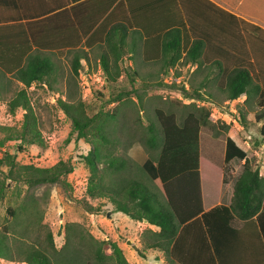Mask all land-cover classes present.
Returning <instances> with one entry per match:
<instances>
[{
    "label": "trees",
    "instance_id": "obj_1",
    "mask_svg": "<svg viewBox=\"0 0 264 264\" xmlns=\"http://www.w3.org/2000/svg\"><path fill=\"white\" fill-rule=\"evenodd\" d=\"M84 1L94 4L88 7H63L38 20L0 22V71L14 75L23 86L7 102L10 111L17 107L22 109L21 123L18 127L0 126L4 133L0 138V145L6 141H14L16 151H21L25 145L42 146L36 116L26 93V88L31 83L40 82L50 87L54 79L53 62L42 52L61 49L75 52L70 70L76 75L80 66L79 60L86 58L85 52L79 46L82 35L88 34L85 43L83 42L88 45L91 39L105 32L107 50H101L99 54L100 65L107 81L118 75L116 64H119L124 54V35L120 29L114 38L112 12L104 14L114 0L100 1L99 4L95 0ZM95 21L98 22L97 27L93 26ZM118 27L121 28L120 23ZM156 40L152 37L142 38L141 59L160 60L161 66L172 67L181 56L179 38H171L172 44L167 47L169 51L166 45L160 47V51H148L149 44ZM199 46L200 42L194 40L186 50L184 56L189 63H198L201 56ZM214 65L219 68V72H223L220 88L223 90L224 99L234 100L243 95L245 102L253 95L257 96L259 86L254 82V64ZM195 95L197 99L205 98L197 93ZM119 97L120 93H117L111 101ZM56 105L70 120L67 139L74 134V139L81 138L90 145L82 156L89 172L84 197L87 201L97 200L99 205L91 210L90 206H86V209L96 213L104 203H109L114 212H120L131 220H146L147 226L138 235L139 247L134 248L139 256H144L146 249H152L165 253L173 264H223L227 255L225 248L232 247L233 236L239 234L229 222L237 220L243 225L255 224L264 212V178L259 176L257 167L252 166L245 151L230 136L224 138L223 162L227 164L232 159L242 160L241 171L233 182L228 204L202 210L198 171L202 169L213 175L220 172L199 156V126L208 116L205 108L197 107L200 112L195 109L188 111L179 123L172 112L153 109L155 119L147 120L144 143L156 151V156L145 158L139 169L150 181L156 183V191L133 177H119L122 172L130 171L131 163L117 150L119 140L114 137L115 123L118 120L116 108L111 112L99 111L87 116L83 102L69 96L65 99L56 98ZM237 111L240 122H244L242 110ZM258 118L254 114L255 121ZM259 132L264 138V122L260 125ZM15 158V152L4 151L0 156V199L8 183H21L30 187L39 183L57 182L71 170L61 160L51 166L40 167L32 163H18ZM225 169L223 167L222 181L226 179ZM7 212L13 222L0 228V259L25 264H91L88 260L83 263L76 259L69 260L62 252L55 250L49 230H46L43 246L35 243H29L26 247L19 245L21 242L18 241L28 235L30 226H42L34 198L21 200L16 209H7ZM22 219H26L25 224L21 223ZM216 223L222 225L217 230L218 234L221 232V236L217 238L212 232L216 231L213 229ZM73 226V223H67L65 230L70 231ZM193 226H199L195 228L202 232L199 235L200 244L203 249L208 250L209 255L198 256L200 259L190 262L184 259L180 250L183 248L182 240L189 236ZM254 228L258 231L256 235L259 236V250L264 251V227L259 224ZM75 238L87 246L95 264H129L117 243L109 238L98 240L90 233L81 231ZM49 252L54 255L53 258L49 256ZM182 257L184 260L180 259Z\"/></svg>",
    "mask_w": 264,
    "mask_h": 264
},
{
    "label": "rangeland",
    "instance_id": "obj_2",
    "mask_svg": "<svg viewBox=\"0 0 264 264\" xmlns=\"http://www.w3.org/2000/svg\"><path fill=\"white\" fill-rule=\"evenodd\" d=\"M100 52L101 49L97 47L86 51V59L80 62L76 75L70 70L71 59L75 52L63 49L42 52L53 62L55 68L51 86L33 82L26 88L42 137V146L25 145L21 151H16L14 141H6L0 145V156L4 151L15 152L18 163L48 167L61 160L71 167V170L57 182L39 183L30 187L21 183H8L0 199V228L13 222L7 209H16L21 200L32 197L37 201L42 226L36 224L30 226L28 235L18 241L21 242L19 245L26 247L29 243H35L43 246L46 241V230H49L55 250L62 252L69 260L76 259L81 263L88 260L91 264L95 262L88 253L87 246L75 238L79 231L88 232L98 240L109 238L126 251L125 247L138 246L136 240L139 232L146 225L131 220L120 212H114L109 203H104L96 213L90 211L91 208L99 205L97 200L87 201L84 197V187L89 172L82 156L90 145L81 138L74 139V134L67 139L70 120L56 105V98L65 99L66 96L79 98L84 104L87 116L99 111L111 112L116 108L118 120L115 123L114 137L119 140L117 150L131 163L130 171L122 172L119 177H133L153 190L157 189L156 183L150 181L139 169L145 158L156 156V151L151 150L144 143L147 120L155 119L153 109L160 108L165 112H172L179 123L188 111L195 109L196 112H200L197 107L207 106L205 101H202L204 102L202 105L196 93L218 105H221L224 99L223 90L220 88L223 72H219L217 66L206 60L208 54H204L205 58L198 60L199 64L189 63L184 54L172 67L165 68L158 62H143L138 52L124 53L119 64H116L118 75L110 81L105 77L99 88L96 79L100 77L97 75V67H101ZM225 66L230 67V65ZM86 84L90 86L88 91ZM22 87L14 75L0 71V126L20 125L22 109L17 107L10 111L7 102ZM117 93H120V97L111 101ZM257 104L255 98L242 103H233L236 110L241 109L244 114V122H240L238 126L230 121H213L207 118L199 126V156L222 165L224 138L230 136L251 159L253 167L258 166V162L264 160V149L259 150L260 144L264 142L257 122L253 119V115L259 112L255 107ZM3 134L0 130V138ZM230 166L233 169L231 178L234 179L241 171V162L233 159ZM200 176L203 197L207 200L215 196L217 182L214 176L210 177L202 169ZM62 180L67 185L62 183ZM86 206H90L89 212ZM21 223L25 224L26 219H22ZM67 223L74 224L70 231L65 230ZM122 253L129 264H139L137 260H131L128 253ZM151 254L140 264H156L155 261L159 256L153 251ZM49 256L53 258L54 255L50 253ZM0 264L25 263L0 259Z\"/></svg>",
    "mask_w": 264,
    "mask_h": 264
},
{
    "label": "crops",
    "instance_id": "obj_3",
    "mask_svg": "<svg viewBox=\"0 0 264 264\" xmlns=\"http://www.w3.org/2000/svg\"><path fill=\"white\" fill-rule=\"evenodd\" d=\"M100 1L105 0H95L98 4ZM90 4L94 3L84 0H0V22L38 20L63 7L69 8L74 5L88 7ZM108 12H112L114 38L116 34H119L116 32H120V29L124 35V53L138 52L140 54L144 36L155 40L157 38L148 46V51L152 52L160 51L163 45L167 48L172 44L171 38L178 37L181 56L185 54L192 41L198 40L199 54H201L199 61L202 57L205 58L204 54H208L206 60L212 64H256L254 82L259 86V92L257 96L253 95L250 99L258 98V104L255 106L259 111L257 114L259 118L255 121L258 127L264 122V0H114L104 14ZM119 23L121 28L118 27ZM97 25L98 22L95 21L93 26L97 27ZM104 33L91 39L88 45H84L88 34H83L80 42L83 53L93 47L107 50ZM84 59L82 57L79 62ZM143 62L162 64L160 60ZM262 141L264 142V138ZM262 149H264V143L259 146V150ZM205 160L220 172L216 175L209 174L210 177H215L217 184L215 196L207 200L203 197V184L200 180L203 211L216 205H227L235 180L231 178V172L233 173L230 166L231 160L224 164L222 157V165L209 159ZM249 160L251 161L250 158ZM239 161L242 163V160ZM223 167H226L224 181H222ZM254 167H257L259 176L264 178V160ZM198 172L200 179L201 170L199 169ZM259 224L264 227V212L255 224L243 225L237 220L229 222V225L238 230L239 234L233 236L231 240L233 248H225L227 255L224 257L223 264H264V251L259 250V236L256 235L258 231L254 228ZM149 227L154 229L153 226ZM195 227L199 226H193L189 231V236L182 240L183 248L180 250L184 259L190 262L200 259L198 256L209 255L208 250L203 249L200 244L199 235L202 232L196 231ZM213 227L216 230L212 231L214 236L216 238L221 236L219 235L221 232L218 234V231L222 225L216 223ZM136 247H139V241L138 246L125 247L126 251L120 249L128 253L131 260H137L139 264L152 255L151 251L159 256L155 261L156 264H173L165 253L157 250L146 249L144 256H139L134 249ZM180 259L184 260L183 257Z\"/></svg>",
    "mask_w": 264,
    "mask_h": 264
},
{
    "label": "built area",
    "instance_id": "obj_4",
    "mask_svg": "<svg viewBox=\"0 0 264 264\" xmlns=\"http://www.w3.org/2000/svg\"><path fill=\"white\" fill-rule=\"evenodd\" d=\"M97 75H100V77H97L96 82L99 83V88L102 86L103 82L105 81V75L101 69L100 66L97 67ZM86 89L88 91V86L87 84L85 85ZM202 101H205L207 103V106L203 107L206 110H208V119H211L213 121L221 120L224 122H232L235 126H238L240 123V117L238 114V111L234 107L233 103H242L244 100V96L241 95L234 100H229V99H224L221 105H218V103L208 100V98L204 99H198ZM204 102H202V105Z\"/></svg>",
    "mask_w": 264,
    "mask_h": 264
},
{
    "label": "water",
    "instance_id": "obj_5",
    "mask_svg": "<svg viewBox=\"0 0 264 264\" xmlns=\"http://www.w3.org/2000/svg\"><path fill=\"white\" fill-rule=\"evenodd\" d=\"M142 222L146 223V220H142Z\"/></svg>",
    "mask_w": 264,
    "mask_h": 264
}]
</instances>
